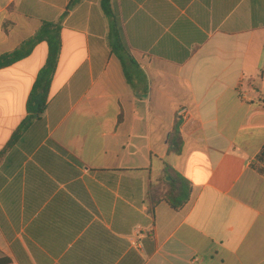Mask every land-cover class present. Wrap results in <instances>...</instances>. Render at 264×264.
<instances>
[{
	"label": "crops",
	"instance_id": "obj_1",
	"mask_svg": "<svg viewBox=\"0 0 264 264\" xmlns=\"http://www.w3.org/2000/svg\"><path fill=\"white\" fill-rule=\"evenodd\" d=\"M0 0V56L61 22L47 110L27 118L49 48L0 69V253L11 264H264V0ZM186 108L184 119L179 112ZM183 151L169 155L175 122ZM189 203L149 212L164 163Z\"/></svg>",
	"mask_w": 264,
	"mask_h": 264
},
{
	"label": "trees",
	"instance_id": "obj_2",
	"mask_svg": "<svg viewBox=\"0 0 264 264\" xmlns=\"http://www.w3.org/2000/svg\"><path fill=\"white\" fill-rule=\"evenodd\" d=\"M81 1L71 0L68 9L73 8ZM102 7L105 14L112 20L113 52L121 61L127 80L130 83V76L126 67L130 64H135V61L130 56L124 32L115 17L111 0H102ZM61 30V22H43L35 34L26 40L18 49L0 56V69H3L29 57L35 48L42 43H46L49 48L46 64L39 72L28 98V116L14 133L3 153L16 145L33 122L41 119L47 110L51 84L59 64L61 53ZM180 127L181 121L177 120L169 140V155H180L183 151V139ZM261 158H264V148L261 153ZM192 190L191 182L165 162L159 179L155 184L150 185L147 192L149 212L153 214L156 207L161 203H167L173 210L181 211L191 200ZM0 264H11V260L6 256H2L0 253Z\"/></svg>",
	"mask_w": 264,
	"mask_h": 264
},
{
	"label": "built area",
	"instance_id": "obj_3",
	"mask_svg": "<svg viewBox=\"0 0 264 264\" xmlns=\"http://www.w3.org/2000/svg\"><path fill=\"white\" fill-rule=\"evenodd\" d=\"M189 115H190L189 114V111L186 108L182 109L179 112V116L182 117V118H184V119H186Z\"/></svg>",
	"mask_w": 264,
	"mask_h": 264
}]
</instances>
